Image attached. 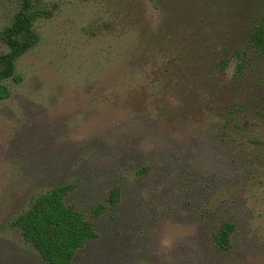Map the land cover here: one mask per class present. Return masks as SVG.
<instances>
[{
    "label": "rangeland",
    "instance_id": "obj_1",
    "mask_svg": "<svg viewBox=\"0 0 264 264\" xmlns=\"http://www.w3.org/2000/svg\"><path fill=\"white\" fill-rule=\"evenodd\" d=\"M18 4L0 0V33ZM35 7L0 99V264H48L11 222L65 184L98 234L73 264H264V0Z\"/></svg>",
    "mask_w": 264,
    "mask_h": 264
},
{
    "label": "trees",
    "instance_id": "obj_2",
    "mask_svg": "<svg viewBox=\"0 0 264 264\" xmlns=\"http://www.w3.org/2000/svg\"><path fill=\"white\" fill-rule=\"evenodd\" d=\"M41 0H19L18 8L9 25L3 27L0 38L8 50L0 52V99L10 95L5 83L7 78L18 80L15 61L38 41L34 21L42 13L35 7ZM250 44L264 55V15L260 16L249 34ZM71 190L69 184L57 185L35 196L29 209L19 214L11 225L18 228L22 238L48 264H73L77 252L97 238L92 221L81 210L66 203ZM119 192L113 187L107 196L111 205L116 204ZM103 206L96 205L93 214H100ZM235 229L232 221H223L213 234L217 249L227 250Z\"/></svg>",
    "mask_w": 264,
    "mask_h": 264
}]
</instances>
